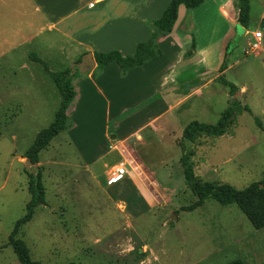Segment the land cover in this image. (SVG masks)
Listing matches in <instances>:
<instances>
[{"label": "rangeland", "instance_id": "rangeland-1", "mask_svg": "<svg viewBox=\"0 0 264 264\" xmlns=\"http://www.w3.org/2000/svg\"><path fill=\"white\" fill-rule=\"evenodd\" d=\"M212 1L210 33L205 34L201 23L197 29L203 53L199 55L210 71L197 77L192 73L188 81L193 83L184 85L187 90L198 84L200 93L175 109L172 133H180L191 120L214 124L232 105L234 120L228 131L217 137L200 136L189 144L182 136L160 143L146 129L140 133L143 141L133 136L118 145V158L117 149H109L98 127L95 133L78 131L76 139L67 129L60 131L34 164L41 170L45 202L17 234L32 259L42 264H264V226L254 227L236 204L221 205L206 198L189 209L197 197L184 179L183 148L193 149L199 181L241 189L264 179V31L258 27L264 0H249L247 28L230 23L232 30L215 12ZM183 28L197 46L195 29L187 23ZM256 29L263 36L259 49L250 51L247 42ZM188 44L183 46L185 54L192 50V42ZM10 45L3 41L0 50ZM28 61L29 69L38 67L39 73H0V264H20L8 237L30 199L23 155L37 132L52 122L60 102L44 66ZM207 77L215 79L208 82ZM22 102L30 114L7 120L4 113L13 112ZM142 103L133 109L142 108ZM126 116L111 118V135L117 133L115 121ZM136 124L121 126L119 133ZM108 140L116 142L111 136ZM85 150L92 153L86 156ZM91 157L95 159L87 164ZM120 161L130 163L133 174L142 178L151 203H143L130 183H107L106 166ZM122 190L129 196L115 197Z\"/></svg>", "mask_w": 264, "mask_h": 264}, {"label": "crops", "instance_id": "crops-1", "mask_svg": "<svg viewBox=\"0 0 264 264\" xmlns=\"http://www.w3.org/2000/svg\"><path fill=\"white\" fill-rule=\"evenodd\" d=\"M168 2L169 0H0V46L3 41L11 43L8 48L0 50V59H6L0 63V73L16 75L24 70L31 75L34 70L39 73L38 67L29 69L25 62H31V53L47 63L51 71L75 66L77 73L72 78V84L76 95L67 108L69 124L64 130L67 129L76 139L78 131L95 133L97 127L100 128L109 149H117V158L121 154L118 145L126 143L133 136L137 141H143L140 133L146 129L159 142L181 137L184 126L180 128V133H172L171 122L177 120L175 109L187 98L200 93L198 84L187 90H184V85L193 83L188 81L192 73L195 72L197 77L210 71V68L204 66V56L199 55L203 53L197 34L198 23L204 25L205 34L210 33L213 18L209 12L212 9L209 0H204L191 9L184 7L183 10L180 9L183 6H180L172 31L158 39L162 54L141 66L123 73L116 62L103 68H97L95 62L92 69L82 73L79 71L81 60L78 61L88 52H91L95 61L94 51L117 49L124 56L132 55L136 44L149 38L152 32L149 22L161 16ZM212 3L215 12L222 16L231 30L232 25L240 26L237 20V0H213ZM261 17L259 28L264 15ZM185 23L195 29L197 42V46L195 43L191 44L192 50L186 54L183 46L190 45L188 43H193V40H190L189 33L183 28ZM26 46L28 47L25 49ZM195 79L196 82L202 81ZM206 79L211 82L215 78ZM55 87L57 88L56 85ZM18 88L16 85L15 89ZM152 95H155L154 99H150ZM148 98V102L144 103ZM138 102H143V107L134 110L133 106ZM59 105L60 102L58 107ZM23 107V102L17 103L16 110H7L4 116L8 120L9 116L17 119L23 113L30 114V109ZM123 114L127 116L121 121H115L113 130L117 133L112 136L109 122L111 118H119ZM131 121H136L137 124L119 133V128L128 126L127 123ZM110 136L115 143L108 140ZM87 151L85 150L86 156L92 153ZM81 153L84 155V152ZM93 159L95 157L86 160V163ZM121 163H127L129 170L119 181L122 184L130 183L143 203H151L152 196L142 178L133 174L130 163L120 161L109 164L106 166V174L109 167ZM123 190L117 192L118 196L115 197L129 196ZM129 203L131 208L136 209L134 204Z\"/></svg>", "mask_w": 264, "mask_h": 264}, {"label": "trees", "instance_id": "trees-1", "mask_svg": "<svg viewBox=\"0 0 264 264\" xmlns=\"http://www.w3.org/2000/svg\"><path fill=\"white\" fill-rule=\"evenodd\" d=\"M203 1L204 0H169L161 16L149 22L152 29L149 38L145 41L138 42L135 46V52L132 55L124 56L117 49L94 51L93 56L95 58L96 67L103 68L116 62L119 64L122 72L125 73L130 69L141 66L153 58L160 56L162 50L158 44V39L172 31L178 18L179 7L183 6L186 9H191L200 5ZM237 2L238 23L247 28L249 0H237ZM29 57L44 66L61 95L60 105L55 112L54 119L47 127L37 132L33 143L23 155V158L30 160L32 164H36L39 161L41 150L44 149L60 131L68 127L69 118L66 111L76 95V91L72 84V78L77 73V68L75 66H70L64 70L51 71L47 64L35 53H31ZM80 60L81 58L78 59V61ZM224 67L225 64H223L220 71H223ZM220 79L223 80V77ZM229 86L234 89V91L237 90L234 84L229 83ZM233 120L234 108L231 105L221 113L218 121L214 124L204 123L198 120H191L188 122L183 128L182 138L190 144L194 143L200 136L217 137L223 135L232 125ZM193 154L192 148L186 150L183 148V155L181 157L185 182L197 197L194 203L189 206V209L200 206L206 198H212L221 205L236 204L254 227H263L264 179L262 181L252 182L241 189L229 183L199 181L194 172V165L192 162ZM25 172L28 176L27 189L30 194V199L26 203L25 214L14 223L13 229L8 237V244L12 246L20 264H42L40 261L31 258L26 243L17 237L21 227L32 219L35 208L45 202V186L42 182L40 168L32 172L25 169ZM227 264H242V262L232 261Z\"/></svg>", "mask_w": 264, "mask_h": 264}, {"label": "built area", "instance_id": "built-area-1", "mask_svg": "<svg viewBox=\"0 0 264 264\" xmlns=\"http://www.w3.org/2000/svg\"><path fill=\"white\" fill-rule=\"evenodd\" d=\"M251 35H252V39L247 42V48L250 51H257L260 47V43H261V39L263 35L261 31L259 30L254 31ZM126 164L127 163H121V164H116V165H112L111 167H109L107 171V178H106V181L108 184L118 182L119 180L123 178L125 174L128 173Z\"/></svg>", "mask_w": 264, "mask_h": 264}, {"label": "water", "instance_id": "water-1", "mask_svg": "<svg viewBox=\"0 0 264 264\" xmlns=\"http://www.w3.org/2000/svg\"><path fill=\"white\" fill-rule=\"evenodd\" d=\"M260 28L264 30V18L260 24ZM95 66V61L92 57L91 52L86 53L80 62L79 71L82 73L87 72ZM25 169L29 172L35 171L37 169V165L32 164V162L28 159H25Z\"/></svg>", "mask_w": 264, "mask_h": 264}]
</instances>
